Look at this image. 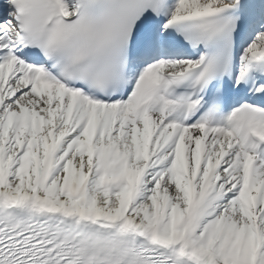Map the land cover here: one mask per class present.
Here are the masks:
<instances>
[{
  "label": "snow or ice",
  "instance_id": "snow-or-ice-1",
  "mask_svg": "<svg viewBox=\"0 0 264 264\" xmlns=\"http://www.w3.org/2000/svg\"><path fill=\"white\" fill-rule=\"evenodd\" d=\"M0 264H264V0H0Z\"/></svg>",
  "mask_w": 264,
  "mask_h": 264
}]
</instances>
